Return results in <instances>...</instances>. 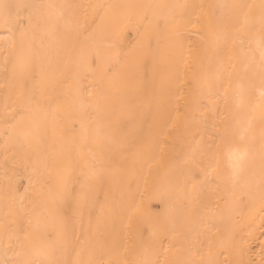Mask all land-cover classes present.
<instances>
[{
  "label": "bare ground",
  "instance_id": "obj_1",
  "mask_svg": "<svg viewBox=\"0 0 264 264\" xmlns=\"http://www.w3.org/2000/svg\"><path fill=\"white\" fill-rule=\"evenodd\" d=\"M264 0H0V264H264Z\"/></svg>",
  "mask_w": 264,
  "mask_h": 264
},
{
  "label": "snow or ice",
  "instance_id": "obj_2",
  "mask_svg": "<svg viewBox=\"0 0 264 264\" xmlns=\"http://www.w3.org/2000/svg\"><path fill=\"white\" fill-rule=\"evenodd\" d=\"M262 76H264V51H262ZM261 94L264 96V89H262Z\"/></svg>",
  "mask_w": 264,
  "mask_h": 264
}]
</instances>
